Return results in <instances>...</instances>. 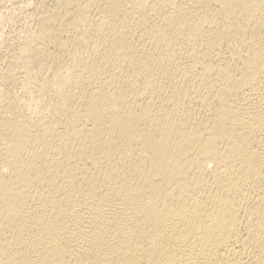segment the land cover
I'll use <instances>...</instances> for the list:
<instances>
[{"label":"bare ground","instance_id":"1","mask_svg":"<svg viewBox=\"0 0 264 264\" xmlns=\"http://www.w3.org/2000/svg\"><path fill=\"white\" fill-rule=\"evenodd\" d=\"M32 7L1 43L0 264H264V0Z\"/></svg>","mask_w":264,"mask_h":264},{"label":"rangeland","instance_id":"2","mask_svg":"<svg viewBox=\"0 0 264 264\" xmlns=\"http://www.w3.org/2000/svg\"><path fill=\"white\" fill-rule=\"evenodd\" d=\"M36 1L37 0H0V48L2 50H0V65L6 64V58L4 57L5 53H3L4 48L1 47V43H5V41L12 36L22 37L29 29L34 28L35 24L29 16V13L33 9L32 6H34Z\"/></svg>","mask_w":264,"mask_h":264}]
</instances>
